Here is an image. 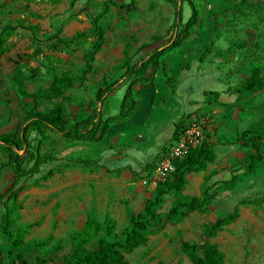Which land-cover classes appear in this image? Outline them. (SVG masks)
<instances>
[{
  "label": "rangeland",
  "instance_id": "1",
  "mask_svg": "<svg viewBox=\"0 0 264 264\" xmlns=\"http://www.w3.org/2000/svg\"><path fill=\"white\" fill-rule=\"evenodd\" d=\"M195 1L201 27H195L180 47L163 56L158 69L136 81L134 97L138 99V92L142 93L140 106L113 128L117 132L109 140L111 147L69 142L48 133L44 152L57 158L79 157L97 165L61 167L49 179L42 176L50 167L42 166L39 175L27 180L17 198L22 207L17 224L31 225L26 243H42L24 254L29 264H36L37 258L60 262L68 253L70 236L80 231L90 213L98 222L108 215L115 222V232L123 231L126 208L135 213L142 210L153 191L142 185L143 180L151 179L161 154L173 142L176 125L181 120L184 124L187 116H210L220 126L218 137H214L219 161L213 169L224 171V175L209 178L207 184L227 180L225 170H235L237 179L231 186L213 188L215 198L207 213L192 212L177 224L165 222L144 245L125 256L126 264H191L181 251L182 242L202 244L206 224L232 212L239 199L257 198L264 193V162L251 174L243 172L254 152L237 141L232 122L264 113V92L239 97L234 104L224 102L217 112L215 104L200 105L197 97L200 84L208 83L202 76L234 92L252 65L264 70V0H246L248 7L240 11L233 7L240 0ZM105 4L108 8L103 14ZM129 4L128 10L120 9ZM58 14L63 24L55 32L52 19ZM100 14L106 28V46L95 55L91 73L81 81L95 40L91 23ZM182 14L184 20L190 15L186 3ZM172 20L173 7L167 0H0V133L15 128L32 108L33 97L41 103L40 109L62 104L70 120L91 113L97 106L96 91L118 80L127 63L147 52L138 51L139 47L165 36ZM204 24L211 31L205 44H200V28L206 36ZM78 34L85 35L76 38ZM210 44L212 52L199 62L201 52ZM61 75L72 77L74 87L61 98L43 100L53 78ZM183 83L184 88H179ZM187 88L193 91L191 102L182 94ZM113 94L102 111L105 117L118 113L124 91ZM194 104L200 106L188 115L186 107ZM221 159L225 162L219 163ZM147 164L153 167L148 169ZM205 175H188L183 195L200 196ZM12 181L8 169L0 168V194ZM171 202L172 196H166L159 212H167ZM238 209V218L208 241L223 253L225 264H264V204ZM1 213L0 209V217Z\"/></svg>",
  "mask_w": 264,
  "mask_h": 264
},
{
  "label": "trees",
  "instance_id": "2",
  "mask_svg": "<svg viewBox=\"0 0 264 264\" xmlns=\"http://www.w3.org/2000/svg\"><path fill=\"white\" fill-rule=\"evenodd\" d=\"M173 7V22L165 36L155 37L150 44H143L138 51L147 52L134 61L124 66L122 76L111 83L105 84L96 91V108L90 114L83 115L80 119L70 120L62 104H55L49 109H40L38 98L33 97V107L17 123L15 129L10 132L0 133V168L8 169L12 174L13 184L3 194H0V235L5 236L8 249L0 247V264H29L24 259V254L35 250L42 243H26L25 236L31 229V225H19L18 195L24 190L27 180L39 175L42 166L50 167L42 176L43 179L51 178L59 168L73 165H97L83 158H57L51 153L43 151L48 133L60 136L69 142L88 143L94 146L111 147L109 140L117 130L113 128L125 122L140 106V93L138 99L134 97V87L137 80L147 77L150 70L161 66L163 56L180 47L188 39L195 27L201 22L200 12L195 0H167ZM190 9L189 17L183 19V5ZM130 4L120 7L128 10ZM106 12L108 6L104 5ZM248 7L246 0H240L233 6ZM103 15L100 14L92 20L91 34L95 40L88 55L85 70L81 81L91 73V63L95 55L105 44L106 28L101 24ZM85 34H78L80 38ZM157 45V43H159ZM213 44L206 46L199 56V62L212 52ZM75 80L66 75L56 76L51 81L43 100L51 101L61 98L74 87ZM126 84L121 98L119 111L114 116L104 117L102 107L119 87ZM25 96V93H19ZM258 92H264V70L257 65H252L248 76L235 88L234 93L238 98L252 96ZM41 97V96H40ZM142 97V96H141ZM218 93L209 92L204 98V104L212 105L218 102ZM110 107V106H109ZM108 107V109H109ZM184 120H181L173 133V139L177 137L183 128ZM236 139L251 147L253 155L248 157V162L243 166L245 174H251L264 162V113L255 119L248 129L236 130ZM216 142L206 140L198 147L191 149L182 160L174 162L175 172L172 179L158 183L151 196L146 200L141 211L135 213L126 208L127 225L120 233L115 232V222L105 215L98 222L95 215L86 216L80 231L70 236V245L67 255L60 261L52 263L42 258H37L36 264H126L125 256L134 249L144 245L148 237L158 232L165 222L177 224L182 222L190 213H207L215 198L213 185H208L209 177L204 178V186L200 196L183 195L187 184V176L193 173L204 172L210 164L216 160L214 147ZM146 167L151 169L152 164ZM44 171V170H43ZM237 177L232 175L230 180L222 185L231 186ZM166 196H172V202L167 212L159 210ZM264 204V193L261 197L241 198L234 205L232 212L221 215L214 222L208 223L203 228L206 240L198 245L182 242L181 251L191 264H225L223 253L208 239L214 238L225 226L233 223L238 218V207L247 205ZM95 244V247H94Z\"/></svg>",
  "mask_w": 264,
  "mask_h": 264
},
{
  "label": "crops",
  "instance_id": "3",
  "mask_svg": "<svg viewBox=\"0 0 264 264\" xmlns=\"http://www.w3.org/2000/svg\"><path fill=\"white\" fill-rule=\"evenodd\" d=\"M130 1H132V0H130ZM66 19V18H65ZM209 21V20H208ZM172 22H173V20H172ZM52 23H53V29H54V31L55 32H58V31H60L61 29H62V24H63V19H62V16H61V14H58V15H56V17L54 18V19H52ZM209 23V22H208ZM204 26V28H203V31H204V33H205V35L206 36H202V29L200 28V30H199V40H198V42L200 43V44H205V42L204 41H207V36L210 34V27L207 25V24H204L203 25ZM198 27H201L200 25L198 26ZM170 28V27H169ZM168 28V29H169ZM168 31V30H167ZM204 35V34H203ZM106 46V40H105V44L101 47V49L98 51V52H100L104 47ZM197 69V68H196ZM195 69V70H196ZM194 70V71H195ZM195 76V75H194ZM201 79L204 81V79H207L208 80V83H201L200 84V87L198 88L199 90H198V92H199V94L197 95V97L198 98H200V105L204 102L203 101V97L205 96H208V93L209 92H217L218 93V102L219 103H214L215 105H216V107H215V112H217V111H219V107L221 106H223L222 104L225 102V103H230V104H234L235 103V101L237 100V98H238V96H237V94L236 93H234V92H232V91H229V90H226L225 88H219V87H217L216 86V84L215 83H213V81H212V78L211 77H209V76H207V75H205V76H202L201 77ZM179 88H184V83L183 84H181L180 86H179ZM205 89V90H204ZM125 90V88H123V87H119L116 91H124ZM203 90H204V92H203ZM142 92V91H141ZM188 92V93H187ZM197 92V93H198ZM19 93V92H18ZM20 94V93H19ZM141 94V96H142V93H140ZM182 94H184L185 96H186V101L188 100L189 102H191V100H193L192 99V97H194L192 94H193V91H192V89H185L184 91H182ZM112 95H114V94H112ZM111 95V96H112ZM121 101V100H120ZM152 101H153V99H152ZM147 103H149V101L147 100L146 101V103L145 104H147ZM188 103V102H187ZM200 105H196V104H194L193 106H187L186 107V111H187V113H188V115L194 110V108L196 109L197 107H199ZM33 107V106H32ZM116 107H118V106H114V108H116ZM96 108V107H95ZM107 108V104H106V102H105V104L103 105V107H102V111H104V109H106ZM236 108H233V110H235ZM31 110V109H30ZM29 110V111H30ZM28 111V112H29ZM93 111V110H92ZM91 111V112H92ZM90 114V113H89ZM263 114V113H262ZM262 114H260L259 116H257V117H253V118H251V119H245L244 121H241V122H236V121H233L232 120V122L233 123H235V126H236V130H245V129H248L250 126H251V124L252 123H254V121H255V119H258ZM108 115V114H107ZM192 116V115H191ZM191 116H187V118L185 119V120H187L188 118H190ZM104 117H105V115H104ZM209 118H210V116H208ZM210 119H212V130H211V138H210V140L211 141H214V142H216L215 141V138L214 137H218V135H219V133H220V126L219 125H217L216 124V122H215V119H213V118H210ZM18 123V122H17ZM17 125V124H16ZM16 127V126H15ZM15 129V128H14ZM13 129V130H14ZM12 130V131H13ZM235 130V131H236ZM8 132H10V131H8ZM174 140V139H173ZM170 147V146H169ZM168 147V148H169ZM168 148L161 154V156H160V158L162 157V155L168 150ZM215 148V147H214ZM216 153V160H215V162L213 163V164H210L208 167H207V169H206V171H204V173H206V177H209V178H215V177H221L222 175H224L222 172H224V171H221V170H217V169H213L214 167H213V165H215L216 166V164H218V161H219V158H218V153L217 152H215ZM251 155H253V154H251ZM227 159V158H226ZM228 160V159H227ZM221 162H225V160L224 159H221L220 160V162L219 163H221ZM225 172L227 173V175H228V178H227V180H222V181H217V180H214L213 182H210V184L209 185H213V188L214 187H217V186H220V185H222L224 182H226V181H228V180H230V178H231V176L232 175H236V171L235 170H231V171H226L225 170ZM11 174V173H10ZM12 175V174H11ZM237 177V176H236ZM205 178V177H204ZM12 180H13V178H12ZM190 180V178H187V184H186V186L188 185V181ZM204 180V179H203ZM143 181H145V180H143ZM148 181L149 180H147V183L146 184H142V185H144V186H146L147 188H149V190L150 191H152L155 187L153 186V185H151V184H149L148 183ZM224 181V182H223ZM12 184H13V181H12ZM12 184L8 187V189L12 186ZM7 189V190H8ZM7 190H5V192L7 191ZM24 191V190H23ZM22 191V192H23ZM4 192V193H5ZM21 192V193H22ZM20 193V194H21ZM3 194V193H2ZM19 194V195H20ZM18 195V196H19ZM194 196H197V195H194ZM19 203V202H18ZM20 204V203H19ZM21 205V204H20ZM21 209H22V207H21ZM21 209H20V211H21ZM20 215V214H19ZM0 243H1V247H2V249H4V250H6V249H8V243H7V241H6V239H5V236H3V235H0Z\"/></svg>",
  "mask_w": 264,
  "mask_h": 264
},
{
  "label": "built area",
  "instance_id": "4",
  "mask_svg": "<svg viewBox=\"0 0 264 264\" xmlns=\"http://www.w3.org/2000/svg\"><path fill=\"white\" fill-rule=\"evenodd\" d=\"M211 130L212 119L209 117L192 115L188 118L168 150L156 163L148 183L155 187L160 182L172 179L175 172L174 162L182 160L191 149L198 147L206 140H210ZM146 183V180L143 181V184Z\"/></svg>",
  "mask_w": 264,
  "mask_h": 264
}]
</instances>
